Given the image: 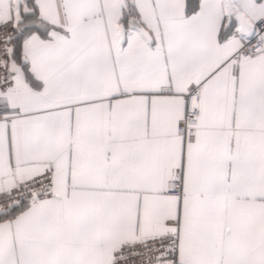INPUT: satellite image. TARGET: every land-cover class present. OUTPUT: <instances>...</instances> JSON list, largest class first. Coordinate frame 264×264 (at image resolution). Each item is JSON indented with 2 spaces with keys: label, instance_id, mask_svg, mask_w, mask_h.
<instances>
[{
  "label": "snow or ice",
  "instance_id": "6c2138e0",
  "mask_svg": "<svg viewBox=\"0 0 264 264\" xmlns=\"http://www.w3.org/2000/svg\"><path fill=\"white\" fill-rule=\"evenodd\" d=\"M0 264H264V0H0Z\"/></svg>",
  "mask_w": 264,
  "mask_h": 264
}]
</instances>
